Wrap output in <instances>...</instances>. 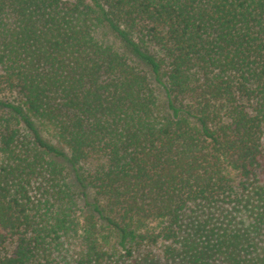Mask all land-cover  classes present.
Segmentation results:
<instances>
[{"label": "trees", "instance_id": "1", "mask_svg": "<svg viewBox=\"0 0 264 264\" xmlns=\"http://www.w3.org/2000/svg\"><path fill=\"white\" fill-rule=\"evenodd\" d=\"M0 264H264V0H0Z\"/></svg>", "mask_w": 264, "mask_h": 264}, {"label": "rangeland", "instance_id": "2", "mask_svg": "<svg viewBox=\"0 0 264 264\" xmlns=\"http://www.w3.org/2000/svg\"><path fill=\"white\" fill-rule=\"evenodd\" d=\"M8 97H9V98H12V95H11V94H9V95H8Z\"/></svg>", "mask_w": 264, "mask_h": 264}]
</instances>
